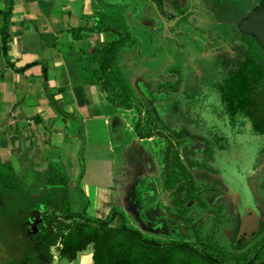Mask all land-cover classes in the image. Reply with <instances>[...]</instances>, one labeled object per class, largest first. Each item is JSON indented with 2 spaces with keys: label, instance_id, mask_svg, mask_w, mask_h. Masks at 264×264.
I'll return each instance as SVG.
<instances>
[{
  "label": "rangeland",
  "instance_id": "rangeland-1",
  "mask_svg": "<svg viewBox=\"0 0 264 264\" xmlns=\"http://www.w3.org/2000/svg\"><path fill=\"white\" fill-rule=\"evenodd\" d=\"M100 1L103 5L108 4V6H105L106 8H114L112 11H108L110 14L121 16L119 17V22H115L114 24H117L122 32L130 40L138 39L133 45L129 44V50L138 55V60L137 58L134 59L131 54L122 56L123 70L127 75L126 80L131 83L130 87L133 88V91L134 89L138 91L137 88H141L142 85L153 86L155 88V85L160 82L162 84L171 81H168V79H175L172 74H176L178 80L186 84V94L189 97L193 98L199 94L200 97L199 102L197 101L199 104L194 110L196 115L194 120L185 116L182 117L183 115L180 116L181 114L179 111L177 112L176 107L174 112L177 113L172 115V118H169L172 120L165 121L166 127L174 129L177 133L183 132L185 134L184 137L178 140L174 132H170V134L165 133L167 131L164 128L159 132L154 130V134L151 131V134H149L150 136H155L153 145L156 146L158 153L160 152L157 157L158 163L154 161L155 165H139L141 162L140 160L138 162L135 161L137 153L133 149L128 151L129 154L131 153L129 155V165L127 163L125 165L124 162L116 164L115 159L120 157L119 159L123 160L122 156L119 155L118 157L116 155L115 157V154L113 155L109 152L106 154L104 150L107 148L105 147H102L103 150H101L104 152H101L97 156L98 158H102V156L104 158L107 157L108 161L103 159L102 164L90 163L88 160L89 155L87 153L83 154L86 160V165H82L83 179L81 181L79 179L76 180V186H73L74 189L71 193L73 210L75 212H84V209L87 208L86 212L92 218L121 215L129 226L139 230L145 238L166 241L170 239L183 240L182 234H184L189 240L204 239L210 243L208 246H219V248L227 252L231 251L233 244L230 236L231 233L228 234V232L224 231V227L228 221L230 222L233 219L232 215L236 216L239 212L243 211L246 193L241 183L221 173L215 176L210 175L207 173V169L195 172L189 169L190 165H187L186 170L196 181L199 192L203 193V202L212 207L209 209L212 215L205 224L199 225L197 228L188 226L185 223L184 230H179V226L169 224L166 221L168 213L165 214L161 207L162 199L164 200V194H161L163 190H161V193L159 191L157 197H146L149 191H143L150 190V188L159 190V187L165 183L168 177V171H171L172 168H177V165L186 163L185 148L187 147L191 150V160L202 165H208L206 163L207 159L201 154L202 149L204 150L208 147L207 139L195 136L196 133H201L202 131L200 125H204L205 132L202 133H205L214 141L216 148L218 147V143L221 144L217 148L218 154L223 152L227 156L229 155L226 146L227 142V145L233 144L234 147H237V152L231 159H239V165L256 166V169L250 168L247 170L248 168H245L243 172H248V174H245L252 176L249 180V176L247 177V183L251 192L259 194L255 199L259 202V210L264 211L261 205L262 203L264 204V128L261 130L263 134L255 133L254 139L256 142H251V144L243 136L244 134L241 135L247 128V132H251L252 125L255 124L254 122L257 124L259 120V118L251 114V107L256 106L255 109L258 111V114L264 116V56L249 59L241 66L236 63L237 58L239 59L236 56L237 52L240 54V57H243L244 53L243 50L235 47L236 45L234 46V40L240 37L241 34L231 21L238 20L236 16L237 10L241 6L240 1H229L232 5L238 7L237 10L231 11L224 8V2L228 0H216L213 5L210 3L211 0H189L188 13H186L187 9L178 13L177 17H184L175 27L168 30H166L164 21L158 14V11L147 1ZM178 1L180 3L185 0ZM199 1H202L203 4H198ZM161 2L164 8L167 7V10L174 12L172 4L174 0H161ZM214 7H216V10ZM161 14L169 24L174 23L168 14L164 12ZM122 16L125 19H122ZM156 27L159 28L157 29ZM220 38L223 39L220 41H223L224 48L217 49V47L223 45L218 40ZM123 49L129 52L128 49H125V45L120 48L121 51ZM231 54L235 55L236 59L233 60L230 56ZM231 65H234V69L227 75V78L222 79ZM198 71L201 72L202 77L204 76L203 79L200 76V78H197L196 73ZM138 81L141 82L138 83ZM152 92L154 90L149 91L150 97L156 93L154 92L153 94ZM143 101V111L151 115L155 113L153 106L148 105L145 100ZM191 104L184 103L181 111L191 114ZM243 108L245 112H242ZM255 109L254 111L256 112ZM162 111L164 112L163 115H170L173 109L165 106ZM252 116V121H242ZM173 118L176 121H173ZM147 121L149 120L141 124L137 123L138 129L144 126L142 128L144 131L147 128L146 126H149ZM187 129L190 131L189 133ZM212 130H215L216 135L212 134ZM190 133L194 134L191 135ZM224 135H226V139ZM254 144L257 146L252 151L253 148L251 147L255 146ZM242 147L248 150L249 157L248 154L245 156L244 153H241ZM220 151L222 152L220 153ZM240 153L243 155V158ZM109 156L110 159L108 158ZM253 158H256V163H252ZM171 161L173 165H165V162L170 163ZM56 166L64 167L68 172L70 165H66V167L65 165ZM151 166L154 167L158 179H146L144 182V174L148 173ZM14 170L20 179L18 180L20 185L22 184L20 186L21 190L24 188L22 187L23 181L21 179H25L26 185L31 189H33V186L45 187L46 180H44V175L41 178L37 176L31 185L30 180L27 182L26 172L21 166L18 168L14 167ZM169 173L170 175L172 174L171 172ZM34 175L36 176L37 174L34 173ZM69 177L71 176L69 175ZM70 179L73 181L72 178ZM76 187L78 188L76 189ZM79 190H82V193ZM48 193L50 192L48 191ZM50 196L52 195L49 194ZM45 197L47 196L45 195ZM58 198L61 201L65 200V197L62 195H59ZM197 203V201H193L188 205L192 215H196V218L199 217L195 211ZM220 206L223 207V210L219 209ZM219 210L222 211L220 212ZM172 213L174 216H179V210L177 211L176 208H173ZM217 213L220 214L219 217H222L225 221L227 220V222H221L223 229L222 227L219 228L220 226L215 215ZM183 214L186 216L185 213ZM196 218L190 221L193 222V225L197 224ZM117 224L115 223L114 226ZM12 234H10V238L7 236V239H1L0 237V264L10 263L20 257V254L16 252L18 248L11 247L13 245ZM14 236L18 237L17 232L14 233ZM263 239L264 235L260 241L254 242L252 249L256 247L257 250L261 246ZM59 247L57 246L52 249L54 256L57 257V260H54L53 264H82L83 257L80 255L73 262L61 258L58 253ZM20 248L18 250L21 251ZM90 250L93 251L92 248Z\"/></svg>",
  "mask_w": 264,
  "mask_h": 264
},
{
  "label": "crops",
  "instance_id": "crops-1",
  "mask_svg": "<svg viewBox=\"0 0 264 264\" xmlns=\"http://www.w3.org/2000/svg\"><path fill=\"white\" fill-rule=\"evenodd\" d=\"M12 2L9 38L5 47V13L9 1L0 0V164H10L15 168L21 166L31 185L38 176L34 173H44L49 165H70L68 174L76 186V180L83 179L85 153L89 155L90 163L102 164L103 159L108 161L107 157H97L105 151L106 154H115V157L122 156L123 160L120 157L115 159L116 164L124 162L126 165L131 155L128 151L133 149L137 153L135 161L141 162L139 165L158 163L160 152L153 145L155 136L147 135L163 128L167 131L165 133H177L166 127L165 121L178 111L180 116L188 117V112L181 111L184 103L193 101L186 94V84L172 74L175 79H168L170 82H160L155 88L142 85L141 88L136 87L138 91H133L131 83L126 80L122 56L131 54L138 60V55L129 50V44L133 45L138 39L119 43L113 57L114 65L109 67L104 77L98 76L101 52L109 44L123 39V32L113 22L118 23L121 16L110 14L108 11L114 8H106L108 4L103 5L100 0ZM184 6L182 4V8ZM166 8L171 18L175 16ZM123 45L129 52L120 50ZM196 75L197 78L202 77L199 71ZM152 90L157 94L152 92L154 96L150 97L149 91ZM143 100L153 106L155 113L151 115L143 111ZM165 106L173 109L170 115H163ZM176 107L177 112H174ZM146 120L150 121H147L149 126L144 131V126L138 129L137 123ZM256 146L251 147L252 151ZM102 147L107 149L101 151ZM166 162L165 165H173L172 161ZM253 163H256V158ZM182 164L185 167L190 165ZM149 169L144 174V182L146 179H158L154 167ZM166 182L167 179L159 190L150 188L143 192L149 191L147 197H157L163 190L161 207L163 212L170 213L166 218L172 220L175 195ZM255 205L259 210L256 199ZM261 205L264 208V204ZM91 248L80 254L82 264L93 263Z\"/></svg>",
  "mask_w": 264,
  "mask_h": 264
},
{
  "label": "trees",
  "instance_id": "trees-1",
  "mask_svg": "<svg viewBox=\"0 0 264 264\" xmlns=\"http://www.w3.org/2000/svg\"><path fill=\"white\" fill-rule=\"evenodd\" d=\"M8 1L9 8L5 13V47L8 43V27L13 12V2ZM153 1L158 3L160 10H163L161 0ZM215 1L211 0V3ZM229 1L224 2V8L231 9L232 4ZM239 1L241 6L240 8L236 6L239 13L236 17L243 16L246 9V0ZM176 2L174 0L173 3ZM185 7L188 8V4L183 8ZM122 36V41L109 44L99 55L101 68L98 76L101 78L105 76L109 67L114 65L113 57L119 49V43L130 40L125 33H122ZM258 47L262 49L260 44ZM45 77L47 79L46 73ZM125 101L127 102L126 97ZM184 136L183 132L175 133L176 139ZM208 144L204 154L208 159H212L215 155L214 147L209 140ZM185 157L190 166H198L189 159L188 153H185ZM56 165L62 164L53 163L48 166L47 171L37 174L38 178L45 176V187L33 186V189L36 187L33 190L26 185L25 179H21L24 187L21 190L22 184L20 185L18 181L20 179L13 165L0 164V237L7 239L6 237L10 238V234L13 233L11 247L18 249L21 247V251L16 249L20 257L4 264H53L55 256L52 249L57 246H60L58 249L60 257L71 262L92 247V264H264V239L257 250L256 247L252 249L254 242L260 241L264 235V223L256 241L247 243L236 239L231 251L228 252L219 246H208L210 243L204 239L189 240L184 234L183 240L145 238L139 230L129 226L121 215L92 218L88 216L87 208L84 212H75L71 203V193L75 184L66 169ZM177 166L168 171L166 184L169 190L174 191V206L177 211L179 210V219L183 224L187 223L188 226L197 228L198 224L193 225V222H190L195 217H190L191 209H187V205L197 201V207L206 208L207 204L203 202V193L199 192L186 167L182 164ZM49 194L52 196L49 197ZM59 195L65 197V200L61 201ZM263 212L261 210L264 219ZM215 215L221 228V222L224 220L219 217V213ZM115 223L118 224L114 226ZM15 232L18 237L14 236ZM199 245H202V248Z\"/></svg>",
  "mask_w": 264,
  "mask_h": 264
},
{
  "label": "flooded vegetation",
  "instance_id": "flooded-vegetation-1",
  "mask_svg": "<svg viewBox=\"0 0 264 264\" xmlns=\"http://www.w3.org/2000/svg\"><path fill=\"white\" fill-rule=\"evenodd\" d=\"M188 1L189 0H185L184 2H180L179 3V1L177 0L176 3H172L173 4V10H174V12H172V13H173V15H175V18H171L172 19L171 20L172 22L175 21L176 19H179V17H177L178 16L177 14L180 13L181 11H184L185 10V9L182 8V4H188ZM192 1H194V0H192ZM247 1L248 2H245L246 9H245L244 15L243 16H239L238 17V20H235V21L232 20L231 21V23L234 25V27L241 34L240 37H237L234 40V46L236 45L235 47H237L238 49L243 50V53H244L243 57H240V54L237 52V55L236 56H238L239 59L237 58V62L236 63L239 66L243 65L249 59H255V58H258L259 56L260 57L261 56H264V49L263 48L261 49V48L258 47V44H260L258 42V40L256 38L252 37V36H248V35L242 34L241 31H240V25H241L242 21L245 20L252 11L256 10V8L259 5L263 4L264 2H263V0L262 1L247 0ZM213 3H215V2H213ZM213 3H211V5H213ZM198 4H201L202 5L203 3H202V1H199ZM188 8H189V6H188ZM188 8H187V12L186 13H188ZM158 9H159V7H158ZM178 9H180V10H178ZM214 9L216 10V7H214ZM230 10L231 11L237 10V7L235 5H232ZM160 11H161V13H163V12L166 13L164 6H163V10H160ZM186 13H184V14L186 15ZM166 14H168V13H166ZM237 14H239L238 13V10H237ZM182 17H184V16H182ZM218 40L220 41V40H223V39L220 38ZM220 42L223 43V41H220ZM237 43H238V45H237ZM220 48H224V43H223V45L221 47H217V49H220ZM251 52H252V54H251ZM230 56H231V58L233 60L236 59V56L235 55L233 56L231 54ZM233 66L231 65L227 69V73L222 77V79L227 78V75L230 74V72H232V70L234 69ZM199 97H200V94L194 96L193 98H191V100H193L192 101V104L190 103L191 104V107H192V113L191 114H188V118H191V120H194V118L196 116L194 110L197 107V105L199 104V103H197V101L199 102ZM255 107L256 106L251 107L252 109H250V112L256 118H259V120L257 121V124H256V122H254L255 124L252 125L253 127H252L251 132H247V130H248V128H247V129L244 130V132L241 133V135L244 134L243 136L247 139V141L250 144H251V142L252 143L253 142H256L255 139H254L255 133H262L261 130H262V128H264V116L262 114H258V111L255 109ZM249 108H248V110H249ZM254 109L256 110L257 113L254 111ZM242 112H245V109ZM238 115L240 116V114H238ZM244 117L247 118L246 116H244ZM252 120H253V116L252 117H249L248 119H245V121H248V122H250ZM200 128L202 130L201 133H196L195 136H199V137H202L204 139H207V143H208V140H209L211 142V144H212V147H214L215 155H214V157L212 159H208L205 156V154H204V152L206 151V149L208 147H206L204 150L202 149V153L201 154H202V156H204V158L207 159V162L206 163L208 165L203 164V165H205V167H203V165L201 163H197L196 162V164L198 166L197 167L190 166V170H192V171L194 170L196 172V171H204L205 169H207V173H209L210 175L212 174L214 176L217 175L220 172L221 174L229 177L230 179L236 180L237 182L241 183L245 187V189H248L251 192L250 187H249V185L247 183V177L249 175L247 176L246 174H248V172H243V171H244L245 168H248L247 170H249L250 168L253 169V168H255V165H239V163H240L238 161L239 159L238 160L236 158L235 159H231L232 156L235 155V153L237 152V147H234L233 144H228L227 145V142H226V146H227V151H228V154L229 155L227 156L222 151H220V153L222 152L221 154H218L217 153V148H219L221 146V144L218 143V147L216 148L214 141L212 139H210V137L208 135H206L205 133H202V132H205L204 125H200ZM214 131L215 130H212L211 132H212L213 135H216ZM187 132L189 133L190 131L187 129ZM190 134L192 135L194 133H190ZM258 136H259V134H258ZM224 137L226 139V135H224ZM260 137H261V135H260ZM208 146H209V144H208ZM241 149H242L241 153H244L245 156H246V154H248V157H249V153L247 152L248 150H246V148L244 149L243 147ZM219 150H221V149H219ZM190 151L191 150H189V147L185 148V153H188L189 159H190ZM241 153H240V155L243 158V155ZM252 157H253V155H252ZM228 158H229V160H228ZM185 160H186V164H189L187 162V157H185ZM233 160H235V161H233ZM214 173H216V174H214ZM251 178H252V176H249L248 177V180L251 179ZM251 193L253 194L254 198L258 195V193L257 194H254L255 192H251ZM146 197H147V195H146ZM188 205H187V209L190 208ZM207 206L208 207H206V208H199V207H197V209L195 210L196 213H197V215H199V217H197V218H196V215H194V214L192 215L191 212L189 213L190 217H195L197 219V222L196 223L198 225L205 224L209 220V218H211V215L212 214L209 212V209L212 208V207L209 206L208 204H207ZM219 209H222L223 210V207L220 206ZM164 213L166 214L168 212L165 211ZM167 216H169V215L167 214L166 217ZM171 217L173 218L172 220H168L166 218V221L169 224L179 226V228H178L179 230H181V229L184 228V224L182 223V220L179 219V216H174V214L171 213ZM244 217H245V215L243 214V211H242V212H239L236 216L232 215V218L233 219L230 222L229 221L227 222V220L225 221L223 219L225 222H227V225L229 226L228 227L226 225L224 227V231L228 232V234L231 233L230 236H231V239L233 241V244L235 243L234 241L236 239L239 240V241L240 240L241 241H246L247 243H251L253 241H256V239H257L256 237L259 235V232L261 231L262 224L264 223V219L263 218H261V223H260V227H259V230H258V233L257 234H254V236H251V235L249 236L248 234H244L245 232H242V229H243V219H244ZM222 229H223V227H222ZM192 242H194V241H192ZM233 244H232V246H233Z\"/></svg>",
  "mask_w": 264,
  "mask_h": 264
},
{
  "label": "water",
  "instance_id": "water-1",
  "mask_svg": "<svg viewBox=\"0 0 264 264\" xmlns=\"http://www.w3.org/2000/svg\"><path fill=\"white\" fill-rule=\"evenodd\" d=\"M144 1L151 3L156 11H158V14L164 21L166 30L175 27L177 23L183 18L181 17L174 21V23L169 24L153 0ZM240 31L242 34L256 38L264 49V3L259 5L256 10L252 11L249 16L242 21L240 25ZM244 190L246 193V202L243 207V214L245 217L243 219L242 232H245L244 234H248L249 236H254V234L258 233L262 217L259 210L255 207V198L253 197V194L248 189H245V187Z\"/></svg>",
  "mask_w": 264,
  "mask_h": 264
}]
</instances>
